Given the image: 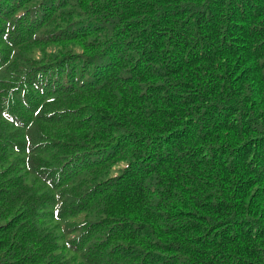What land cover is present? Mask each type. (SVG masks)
I'll list each match as a JSON object with an SVG mask.
<instances>
[{"label":"trees","instance_id":"16d2710c","mask_svg":"<svg viewBox=\"0 0 264 264\" xmlns=\"http://www.w3.org/2000/svg\"><path fill=\"white\" fill-rule=\"evenodd\" d=\"M0 264H264V0H0Z\"/></svg>","mask_w":264,"mask_h":264}]
</instances>
